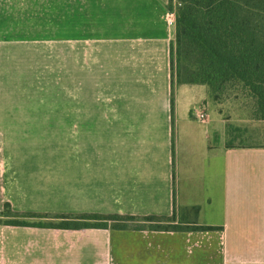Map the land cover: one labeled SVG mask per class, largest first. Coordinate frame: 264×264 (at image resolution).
Returning <instances> with one entry per match:
<instances>
[{
	"label": "crops",
	"instance_id": "0c3cea01",
	"mask_svg": "<svg viewBox=\"0 0 264 264\" xmlns=\"http://www.w3.org/2000/svg\"><path fill=\"white\" fill-rule=\"evenodd\" d=\"M37 2L39 18L49 15L55 34L69 32L73 90L83 97L71 101L69 181L61 169L34 179L30 168L19 169L27 161L8 144L47 129L7 116L0 123V212L8 204L20 214L137 220L124 229L110 222L1 223L0 264H264V137L224 116L204 85H174L171 110L175 25L167 19L180 4L171 0L169 10V0ZM194 109L205 112L204 121ZM27 191L69 199L72 208L51 201L29 207L22 204ZM172 215L171 222L143 220ZM192 226L217 229H176Z\"/></svg>",
	"mask_w": 264,
	"mask_h": 264
},
{
	"label": "rangeland",
	"instance_id": "374dc122",
	"mask_svg": "<svg viewBox=\"0 0 264 264\" xmlns=\"http://www.w3.org/2000/svg\"><path fill=\"white\" fill-rule=\"evenodd\" d=\"M37 1L0 0V123L6 122L4 118L7 116H18L24 117L19 122L26 121L29 127H46L47 131L26 133L22 141H12L8 145L16 148V159L25 158L27 163L19 165V169L30 168L33 179L48 174L55 176L57 170L61 169L69 181L71 101L74 94L75 98L83 97L81 90L79 93L73 90L74 61L71 59L69 32L63 27V32L60 29L55 34L51 27L53 19L49 15L39 18ZM68 22L64 20L63 25ZM77 63L80 64L81 60H76L75 66ZM76 78L79 79V85L84 83L81 75ZM89 84L94 86V80ZM92 89L90 87V95ZM86 94L83 93L84 98ZM218 103L222 105L224 116L233 114L241 124H248L245 130L264 137V121L254 118L253 99L241 86H228ZM6 144H2V147L6 148ZM54 156L56 161L61 157L65 162H54ZM25 176L17 177L27 178ZM26 195L22 204L29 207L51 201L54 204L52 206L66 212L72 208L69 199L62 201L61 197L48 198L29 191ZM11 210L3 207L0 224L24 221L29 224L58 225L63 221L56 216L44 214L29 217L22 216L28 213H17L16 216Z\"/></svg>",
	"mask_w": 264,
	"mask_h": 264
},
{
	"label": "trees",
	"instance_id": "16d2710c",
	"mask_svg": "<svg viewBox=\"0 0 264 264\" xmlns=\"http://www.w3.org/2000/svg\"><path fill=\"white\" fill-rule=\"evenodd\" d=\"M176 1L180 6L175 12V42L170 46L169 57L171 110L174 85H204L216 103L220 102L228 86L239 85L253 99L254 118L264 121V0ZM169 2L171 10V0ZM4 206L10 208L8 204ZM22 216L35 217L30 213ZM55 218L63 220L62 223L10 221L6 225L106 228L111 222V228L124 229L126 222L137 220L116 214L56 215ZM173 219L174 215L143 218L156 222H171ZM176 229L213 231L217 228L192 226Z\"/></svg>",
	"mask_w": 264,
	"mask_h": 264
},
{
	"label": "built area",
	"instance_id": "2783aa9c",
	"mask_svg": "<svg viewBox=\"0 0 264 264\" xmlns=\"http://www.w3.org/2000/svg\"><path fill=\"white\" fill-rule=\"evenodd\" d=\"M167 20L170 26L175 25V15L174 14H170ZM192 115L199 121H204L206 118L205 112H203L202 109H194L192 111Z\"/></svg>",
	"mask_w": 264,
	"mask_h": 264
}]
</instances>
